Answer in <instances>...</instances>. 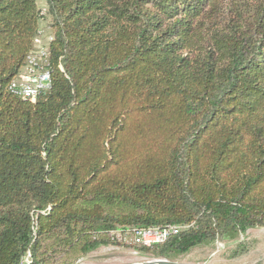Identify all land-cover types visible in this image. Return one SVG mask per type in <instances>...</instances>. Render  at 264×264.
Instances as JSON below:
<instances>
[{
  "label": "trees",
  "instance_id": "obj_1",
  "mask_svg": "<svg viewBox=\"0 0 264 264\" xmlns=\"http://www.w3.org/2000/svg\"><path fill=\"white\" fill-rule=\"evenodd\" d=\"M45 4L0 0V264L110 244L174 259L264 227V0ZM43 21L33 102L10 84ZM168 225L184 228L134 238Z\"/></svg>",
  "mask_w": 264,
  "mask_h": 264
},
{
  "label": "rangeland",
  "instance_id": "obj_2",
  "mask_svg": "<svg viewBox=\"0 0 264 264\" xmlns=\"http://www.w3.org/2000/svg\"><path fill=\"white\" fill-rule=\"evenodd\" d=\"M41 9L46 7L45 0H38ZM46 22L41 28L50 34ZM243 242L242 252L232 256L238 242ZM26 255L25 264H29ZM28 259V261L26 260ZM164 257H155L135 248L121 245H103L86 256L81 257L75 264H155ZM183 264H264V227L248 229L237 240H218L214 243L194 247L189 253L167 259Z\"/></svg>",
  "mask_w": 264,
  "mask_h": 264
},
{
  "label": "built area",
  "instance_id": "obj_3",
  "mask_svg": "<svg viewBox=\"0 0 264 264\" xmlns=\"http://www.w3.org/2000/svg\"><path fill=\"white\" fill-rule=\"evenodd\" d=\"M41 15H47V9H41ZM53 34H48L40 28L34 40L35 49L28 55L27 63L13 78L10 90L13 94L31 101H36L39 95L51 85V71L49 69V43ZM184 227L179 225L155 226L138 228L134 231V238L137 242L151 246L164 241L169 235L177 234ZM112 235L121 239L119 233L112 232ZM30 257V253L27 254ZM25 259V258H24ZM21 264H25V261ZM28 261V259H26Z\"/></svg>",
  "mask_w": 264,
  "mask_h": 264
},
{
  "label": "water",
  "instance_id": "obj_4",
  "mask_svg": "<svg viewBox=\"0 0 264 264\" xmlns=\"http://www.w3.org/2000/svg\"><path fill=\"white\" fill-rule=\"evenodd\" d=\"M155 264H183V263H177V262L170 261L167 259H159V260L155 261Z\"/></svg>",
  "mask_w": 264,
  "mask_h": 264
}]
</instances>
